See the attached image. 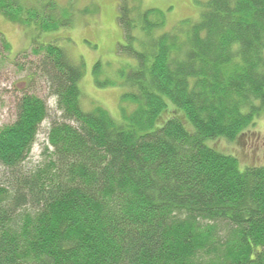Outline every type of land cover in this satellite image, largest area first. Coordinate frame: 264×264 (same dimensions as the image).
Returning <instances> with one entry per match:
<instances>
[{
	"label": "trees",
	"instance_id": "trees-1",
	"mask_svg": "<svg viewBox=\"0 0 264 264\" xmlns=\"http://www.w3.org/2000/svg\"><path fill=\"white\" fill-rule=\"evenodd\" d=\"M116 1V52L131 60L117 71L120 101L133 105L119 118L85 109L83 64L38 40L71 25L74 6L0 0L34 32L55 101L52 111L28 91L27 75L0 128V264H264V165L240 169L206 143L234 141L264 112V0H206L170 29L163 10ZM9 52L0 32V58ZM93 70L97 85L113 83ZM167 99L190 129L176 116L154 128ZM45 119L48 146L27 161Z\"/></svg>",
	"mask_w": 264,
	"mask_h": 264
},
{
	"label": "rangeland",
	"instance_id": "rangeland-1",
	"mask_svg": "<svg viewBox=\"0 0 264 264\" xmlns=\"http://www.w3.org/2000/svg\"><path fill=\"white\" fill-rule=\"evenodd\" d=\"M59 6L73 7L71 25L58 26L38 35L39 42H56L66 49L69 57L76 63L83 64V75L79 81L81 102L85 109L95 105L108 110L119 118V107L132 110L133 105L120 101L123 86L119 83L117 71L123 64L131 61L127 56L116 52L117 44L122 41V32L117 22L116 0H55ZM206 0H141L142 5L159 8L166 14L163 29H170L185 18L196 19L201 3ZM0 32L10 43V52L5 59L0 58V128L12 123L16 117L15 104L19 94L26 87L27 75H32L28 91L40 96L49 108H54V98L50 95L47 84L39 77L38 57L32 52L31 42L34 32L18 22L11 21L0 13ZM127 60V61H126ZM16 62L22 65L17 66ZM99 63L100 79L109 78L113 83L99 86L94 81V66ZM19 68V69H18ZM32 72V74H31ZM53 111V110H52ZM156 117L154 128L159 127L169 116H176L185 127L192 126L184 112L168 99L166 107ZM254 126H247L234 139L227 141L223 137L207 139L206 143L216 150L231 154L238 159L240 169L248 165H264V112L255 120ZM49 119H45L38 131L35 143L27 161L39 162L42 152L48 146L47 128ZM1 169V167H0Z\"/></svg>",
	"mask_w": 264,
	"mask_h": 264
}]
</instances>
